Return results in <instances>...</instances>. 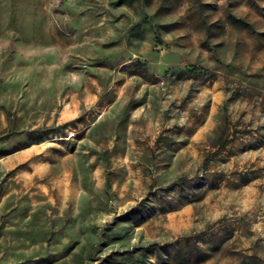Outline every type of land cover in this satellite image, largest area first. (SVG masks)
I'll return each instance as SVG.
<instances>
[{
	"label": "rangeland",
	"instance_id": "rangeland-1",
	"mask_svg": "<svg viewBox=\"0 0 264 264\" xmlns=\"http://www.w3.org/2000/svg\"><path fill=\"white\" fill-rule=\"evenodd\" d=\"M0 264H264V0H0Z\"/></svg>",
	"mask_w": 264,
	"mask_h": 264
}]
</instances>
